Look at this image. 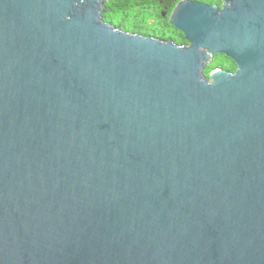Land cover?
<instances>
[{
    "label": "water",
    "instance_id": "95a60500",
    "mask_svg": "<svg viewBox=\"0 0 264 264\" xmlns=\"http://www.w3.org/2000/svg\"><path fill=\"white\" fill-rule=\"evenodd\" d=\"M107 1L0 0V264H264V0Z\"/></svg>",
    "mask_w": 264,
    "mask_h": 264
},
{
    "label": "trees",
    "instance_id": "16d2710c",
    "mask_svg": "<svg viewBox=\"0 0 264 264\" xmlns=\"http://www.w3.org/2000/svg\"><path fill=\"white\" fill-rule=\"evenodd\" d=\"M182 0H108L103 11L104 21L117 29L154 37L164 41H174L177 45H185L183 33L175 29L169 18L175 7ZM217 5L222 0H188ZM165 15V17H164ZM227 59V58H226ZM216 64L211 62L205 70L207 77L215 70Z\"/></svg>",
    "mask_w": 264,
    "mask_h": 264
},
{
    "label": "flooded vegetation",
    "instance_id": "af4514ba",
    "mask_svg": "<svg viewBox=\"0 0 264 264\" xmlns=\"http://www.w3.org/2000/svg\"><path fill=\"white\" fill-rule=\"evenodd\" d=\"M222 6V5H221ZM185 45H188V42L187 44ZM219 56H222L226 59V62L224 64L220 63V64H216V68L214 71H223V72H227V73H230V74H235L236 71H237V64L230 58L226 57L225 55H214L211 62H214V60L216 59V57H219ZM210 62V63H211ZM209 63V64H210ZM208 67V66H207ZM206 70V69H205ZM213 71V72H214ZM204 74H205V71H204ZM206 76V75H205ZM207 77V76H206Z\"/></svg>",
    "mask_w": 264,
    "mask_h": 264
},
{
    "label": "rangeland",
    "instance_id": "374dc122",
    "mask_svg": "<svg viewBox=\"0 0 264 264\" xmlns=\"http://www.w3.org/2000/svg\"><path fill=\"white\" fill-rule=\"evenodd\" d=\"M226 62V59L222 56L216 57V59L214 60V64H224Z\"/></svg>",
    "mask_w": 264,
    "mask_h": 264
}]
</instances>
